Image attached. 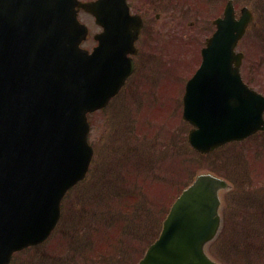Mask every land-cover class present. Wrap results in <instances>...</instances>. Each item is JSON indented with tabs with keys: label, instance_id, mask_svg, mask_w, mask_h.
Instances as JSON below:
<instances>
[{
	"label": "water",
	"instance_id": "obj_1",
	"mask_svg": "<svg viewBox=\"0 0 264 264\" xmlns=\"http://www.w3.org/2000/svg\"><path fill=\"white\" fill-rule=\"evenodd\" d=\"M76 7L93 13L104 27L91 55L79 48L87 30L77 21ZM251 20L248 8L236 20L229 2L188 84L184 117L198 126L189 140L202 153L259 127L250 90L239 109L206 105L213 92L234 96L229 85L234 79L218 75L237 73L233 63H240V55L234 48ZM141 25L126 0H0V264L50 235L65 193L85 177L93 154L86 113L105 106L131 74L126 53ZM50 28L52 35L39 36ZM224 186L209 174L198 176L139 264H216L204 246L218 231V190Z\"/></svg>",
	"mask_w": 264,
	"mask_h": 264
},
{
	"label": "rangeland",
	"instance_id": "obj_2",
	"mask_svg": "<svg viewBox=\"0 0 264 264\" xmlns=\"http://www.w3.org/2000/svg\"><path fill=\"white\" fill-rule=\"evenodd\" d=\"M235 1L238 13L245 5L253 11L264 7V0ZM226 2L166 0L159 20L165 30L145 34L137 77L107 110L89 116L95 153L87 179L66 196L64 217L47 244L18 254L14 264H137L197 174L243 184L245 168L262 165L258 155L245 150L251 143L211 156L196 154L187 145L190 126L182 110L172 112L212 33L210 18L216 19ZM205 8L209 11L198 15ZM80 18L97 31L91 16ZM248 48L246 62H253ZM236 219L233 225L224 222L207 254L218 264H264V219L257 209H239ZM246 242L257 243L256 255L241 256Z\"/></svg>",
	"mask_w": 264,
	"mask_h": 264
},
{
	"label": "flooded vegetation",
	"instance_id": "obj_3",
	"mask_svg": "<svg viewBox=\"0 0 264 264\" xmlns=\"http://www.w3.org/2000/svg\"><path fill=\"white\" fill-rule=\"evenodd\" d=\"M165 2L166 0H129L132 12L140 15L144 20L143 33L139 38V48L142 52H144L145 43L144 31H146V33H161L165 30L163 25H159V20L163 16L164 11L161 7H163V5L166 6ZM261 20L264 21L263 17ZM258 23H260V20H258ZM260 31L258 32L257 30L256 43L258 47L255 50L254 60L252 64L245 63L242 66V77L248 85L252 86L257 92L264 95V36ZM250 140L253 141L252 146H246L245 150L248 153L252 152L256 155L259 154L264 157V151H262L264 150V131L258 132ZM259 163L262 165L258 167V171L253 174L248 172L245 173L242 178V182H244V184L236 186L231 185L227 192L233 189V192L247 194L246 198H248L253 192H263L264 159H259ZM236 198V196H233L230 193L227 197V202L233 204ZM230 208L232 209V207ZM230 208L227 211L228 215L231 214ZM262 214L264 215V212H262ZM231 218V216L227 217V219Z\"/></svg>",
	"mask_w": 264,
	"mask_h": 264
}]
</instances>
